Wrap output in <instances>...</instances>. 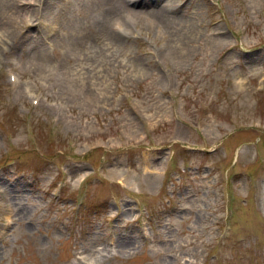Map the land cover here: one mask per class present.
Instances as JSON below:
<instances>
[{"label": "rangeland", "instance_id": "rangeland-1", "mask_svg": "<svg viewBox=\"0 0 264 264\" xmlns=\"http://www.w3.org/2000/svg\"><path fill=\"white\" fill-rule=\"evenodd\" d=\"M173 1L0 0V264H264V0Z\"/></svg>", "mask_w": 264, "mask_h": 264}, {"label": "bare ground", "instance_id": "bare-ground-1", "mask_svg": "<svg viewBox=\"0 0 264 264\" xmlns=\"http://www.w3.org/2000/svg\"><path fill=\"white\" fill-rule=\"evenodd\" d=\"M158 2H156V5H150L149 2H145L141 0V5H140L139 0H99L101 9H100L99 17L97 19V22L99 23V27H97V33L101 35L103 34V37L105 39L114 42L115 35L112 34V31L116 30L115 21L117 19H120L122 21H127L130 15H134V13L136 14L142 13L143 12L141 8L142 6L145 9V12L147 13L149 18H154L153 13L160 16L163 13L162 10L159 9V7H161L164 3L163 2L158 3ZM174 4L175 2L173 0H165V6L167 7V12H170L171 18L160 16L161 22L159 20L156 22L157 28L160 29H162L161 27L166 28L167 26H170V24L173 23V21H175L173 20L175 14L172 9V6ZM138 6H140V8H137ZM150 6H157V8L156 9H153V7L149 8ZM190 26L191 23H188V26H186V28L190 30L191 29ZM68 27L69 26L67 24H63V25L61 24L59 25V31L67 29ZM165 30L167 31V28ZM116 33L121 37L122 35H124V33H121L120 31H116ZM216 35L220 38L223 37V33H216ZM220 38L219 40L221 41L222 39ZM182 41H183V37H182ZM0 55H3V49L1 50ZM119 178L121 179V177Z\"/></svg>", "mask_w": 264, "mask_h": 264}]
</instances>
